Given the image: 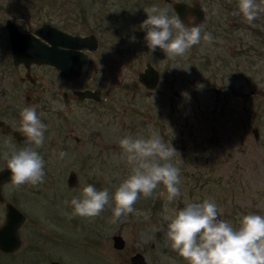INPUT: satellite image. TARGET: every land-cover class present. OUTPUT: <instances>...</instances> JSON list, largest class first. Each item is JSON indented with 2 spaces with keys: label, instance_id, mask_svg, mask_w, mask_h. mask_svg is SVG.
<instances>
[{
  "label": "rangeland",
  "instance_id": "rangeland-1",
  "mask_svg": "<svg viewBox=\"0 0 264 264\" xmlns=\"http://www.w3.org/2000/svg\"><path fill=\"white\" fill-rule=\"evenodd\" d=\"M198 1L205 11V19L198 24L201 34L210 33L212 42L201 40L175 60L159 49L151 52L140 28L147 18L145 8L156 6L167 9L169 17L175 15L164 0H30L26 9H5L0 1L3 63L8 60V54L4 55L5 17L13 18L23 29L49 22L79 34L100 32L107 70L96 74L89 70L81 83L111 88L105 92L106 99L89 111L85 106L59 101L46 88L52 76L44 74L47 67L33 66L41 80L31 88L35 96L31 107L41 122L52 120L55 130L59 115L54 112L61 109L63 130L71 126L85 141L105 120L109 122L108 148L86 152L81 141L77 146L65 144L69 147L56 152L54 144L59 146L62 140L50 141L52 128L45 134L44 142L52 143L49 146L53 149L39 152L44 160L43 182L13 188L10 180L2 186L5 201L21 210L25 221L20 226L21 247L9 254L0 252V264H48L50 260L61 264H126L135 252L141 253L147 264H186L167 239L165 217L172 209L210 198L220 210L219 218L234 226L243 215H264V13L248 24L238 14L237 0ZM78 3L84 7L75 9ZM109 42L116 45L109 48ZM145 62L159 71V82L150 92L132 85ZM13 97L17 98L13 107L17 109L19 98ZM254 127L257 138L253 137ZM151 131L158 132L179 154L172 158L180 169L178 198L167 203L166 192L159 187L151 197L141 196L135 213L115 223L111 204L92 220L73 215L70 201L84 186L101 182L111 195L130 174L119 140L128 135L147 138ZM2 143L6 141L0 138V146ZM60 152L67 155L60 158ZM70 170L76 173L77 182L69 187L66 177ZM3 210L0 204V223ZM113 234L122 237L123 248L112 246Z\"/></svg>",
  "mask_w": 264,
  "mask_h": 264
},
{
  "label": "clouds",
  "instance_id": "clouds-1",
  "mask_svg": "<svg viewBox=\"0 0 264 264\" xmlns=\"http://www.w3.org/2000/svg\"><path fill=\"white\" fill-rule=\"evenodd\" d=\"M262 3L264 0L261 3L237 0L238 14L252 24L264 13ZM143 11L147 18L140 28L145 32L144 39L151 52L159 49L168 59L175 60L184 57L201 40L212 42L210 33L202 36L195 17H187L188 24L192 25L187 26L178 15L169 17L167 9L151 6ZM60 50L68 51L66 48ZM20 117L22 146L17 149L9 145L3 154L13 188L38 185L45 175L44 160L37 149L43 146L46 125L34 107H24ZM119 147L130 174L111 195L107 189L98 191L91 184L84 186L81 194L70 201L73 215L92 220L111 204L112 222L115 223L135 213L134 206L141 196L147 199L159 187L166 192L167 203L178 198L180 169L174 166L172 158L179 154L170 142L165 143L158 132L151 131L147 138L123 137ZM66 155L59 153L60 158ZM219 217L220 210L210 198L188 203L180 210L172 209L165 217L171 249L186 264H264V215H243L236 226Z\"/></svg>",
  "mask_w": 264,
  "mask_h": 264
},
{
  "label": "flooded vegetation",
  "instance_id": "flooded-vegetation-1",
  "mask_svg": "<svg viewBox=\"0 0 264 264\" xmlns=\"http://www.w3.org/2000/svg\"><path fill=\"white\" fill-rule=\"evenodd\" d=\"M0 1L2 2L1 4L5 9H10V6H12V7L18 6V7L26 9V8H30V6H31L30 0H26L22 4L13 3V1H15V0H0ZM164 1H166V0H164ZM166 2H168V1H166ZM4 4H6V5H4ZM83 7H84L83 4H79V3L75 4V9H77V10L82 9ZM7 19H9L15 25L16 29L21 33H32V31L36 28L35 27L33 29H26V28L23 29L11 17L10 18L5 17L4 21H3L4 29L6 30V34H7V37H6L7 43L4 42V47H5V54L4 55H6V53L8 54V60H6V61L4 60L6 64L0 60V122L2 123V125H4V128L17 129L18 130L20 128V122H21L20 112L23 110L24 107H28V106L31 107V103H33L35 101V96L33 94H31V90H32L31 88L36 86L40 82L41 79L33 71V66L47 67V72L44 74L45 75L51 74L52 76L50 77V81L46 84V88H47V90L52 91V95H55L56 98L61 102H66V103L72 102L76 106L82 105V106H85L86 109H89V111H93V107H92L93 104L101 103L102 101H104L106 99L105 92H107L108 90L111 89L110 86H108L106 89L105 87L103 88L100 85L92 86V85H90L89 82H88L89 84H87V85L81 83L82 78L87 74V72L89 70H92L93 74H96L97 72H106V70H107L106 69L107 64L105 61L106 51L103 49V44L105 42H103V38H102V35L100 34V32H98L96 34L91 33V32L79 34V33H74L72 31L63 29V28H61L57 25L51 24L49 22H42V23H48V24L52 25L53 27L59 29L60 31L66 32L72 36H75V35L80 36V37L90 36V40L82 48L74 49V48L66 47V46L60 45V44L57 45L59 53L63 52L60 49L66 48V49H71V50H77L78 52H80V54L85 55V65L83 67L82 73L78 77H75L73 79H66L59 73L58 69H56L54 66L49 65V64L30 63L28 66H25L24 63H22V62H19V63L13 62V59L11 56L10 44H9V36H8L7 29L5 26V21ZM42 23H40V24H42ZM122 38L123 37H120V41L122 40ZM45 44L48 45L49 43L47 41H45ZM107 45L110 48L112 45H116V44H112L109 42ZM122 57H123V55H122ZM0 58L2 59L3 56L1 55ZM110 61L113 62V60H110ZM145 63H147V62H145ZM145 63H144V66H145ZM144 66H143V68H144ZM143 68H142V70H143ZM142 70H140V71H142ZM140 71H138L137 74ZM49 72H51V73H49ZM158 73H159V71H158ZM44 74H42V75H44ZM137 74H136V80H137ZM42 80H43V78H42ZM158 82H159V80H158ZM132 85L134 87L141 85L146 91H149V92L154 90L157 86L156 85L154 89L150 90V89L145 88L138 81L134 82ZM83 90L96 91V95L98 96V99H94V98H90V97L79 98V96L77 95V92L83 91ZM13 96H16L19 98L17 109L13 108V107H15V105H17L15 102V100L17 98H14ZM43 108H45L46 111L49 112V108H47V106H44ZM54 113H55V115L56 114L59 115V121L56 123L55 130H54V125L52 124L53 121L52 120L48 121V118H46L47 121H44L45 122L44 124L48 125L47 126L48 129L45 130L44 137H45V134L49 133V130L51 128L54 130V137L50 141H54L55 138H58V140H62V142H59V146H56V144H54L56 152L57 151H64V149H65L64 146H66V145H70V144H74V143L76 146L79 145V143L85 138L83 136V134L81 132L76 133L74 128H72L71 126H66V130H63V127H62L63 122H62V118H61L63 110L58 109ZM15 115H19L18 119L16 121H11L10 117L14 118ZM19 119H20V121H18ZM86 126L87 125H83L82 127L85 128ZM108 128H109V122H106L105 120L103 121V124L101 126H99L98 128H93L92 129L93 134H87V136H88L87 139L85 141H82V143H83L82 149L86 150V152H87V149L97 151V152H105V150L108 148L106 145V140H108V133H107ZM0 138L5 139V141H6V144L2 143L4 145L0 146V153L8 151L9 145L14 146L17 149H19L21 147V145L12 136L11 131H9L7 129H6V131H2L1 125H0ZM48 138H49V136H48ZM51 144L44 142L43 146L40 147L39 149H37V151L42 153L46 149H49V147H50L49 145H51ZM50 148L53 149V147H50ZM77 148H79V146ZM3 162H4V159H3ZM2 166H3V164H2ZM91 184L93 186L94 185L97 186L99 190L104 189L101 186V182H99L98 185H96L95 183H91ZM10 203H12V202H10ZM0 204H3V208H4V202H1ZM3 213H4V210H3Z\"/></svg>",
  "mask_w": 264,
  "mask_h": 264
},
{
  "label": "water",
  "instance_id": "water-1",
  "mask_svg": "<svg viewBox=\"0 0 264 264\" xmlns=\"http://www.w3.org/2000/svg\"><path fill=\"white\" fill-rule=\"evenodd\" d=\"M170 3V8L187 26H192L187 17H195V23L199 24L205 19V11L198 0H166ZM5 26L9 36L11 56L14 63L22 62L25 66L30 63H45L54 66L59 73L66 79L78 77L85 65V55L77 50L68 49L67 52L59 53L57 45H64L71 48H82L90 40V36L80 37L72 36L66 32L60 31L48 23H42L36 27L32 33H21L15 25L7 19ZM45 41L49 44L46 45ZM93 47V46H92ZM71 50V51H70ZM159 80L158 71L149 63H145L142 71L137 74V81L147 89H154ZM79 98L90 97L98 99L96 91L83 90L78 91ZM2 131L9 130L16 141L22 146L23 136L19 129L4 128L0 122ZM3 126V127H2ZM253 137L257 138L256 128H252ZM11 180L10 173L7 170L6 161L0 168V203L4 202L3 219L0 223V252L13 253L22 245L20 237V226L25 221V215L9 201H5L2 185ZM67 186L76 184V174L70 170L66 177ZM112 246L121 249L124 246V240L119 234L111 236ZM48 264H61L57 260H50ZM126 264H147L144 256L135 252Z\"/></svg>",
  "mask_w": 264,
  "mask_h": 264
}]
</instances>
